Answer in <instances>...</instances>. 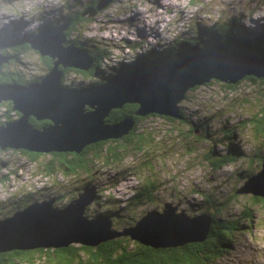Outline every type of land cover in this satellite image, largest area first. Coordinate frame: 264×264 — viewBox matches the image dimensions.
Returning a JSON list of instances; mask_svg holds the SVG:
<instances>
[{
	"label": "rangeland",
	"instance_id": "374dc122",
	"mask_svg": "<svg viewBox=\"0 0 264 264\" xmlns=\"http://www.w3.org/2000/svg\"><path fill=\"white\" fill-rule=\"evenodd\" d=\"M91 1L0 0V39L3 33L17 39L45 29L68 11H81ZM94 20L84 26L78 38L90 49L97 46L106 49L110 69L131 65L150 50L162 51L178 41L193 39L199 29L206 27L240 20L245 34L255 36L264 30V0H115ZM45 65L40 53L31 51L9 70L32 79L46 75ZM101 78L102 75L87 79L70 71L64 85L87 88L102 81ZM223 84L213 80L188 92L181 109L189 123L151 116L140 124L131 143L121 140L107 145L103 153L118 149L123 155L120 161H96L90 172L68 175L50 153L33 160L24 150H2L0 219L13 215L24 202L55 200L57 207H65L87 184L97 186L100 197L88 207L89 212L87 209L91 219L112 208L123 210L122 221L128 222L129 217L138 221L142 214L163 210L168 203L196 216L202 214L208 201H223L228 207L221 217L237 221L240 230L230 251L211 264H264V202L256 201L252 194L236 195L262 170L264 132L257 133L253 119L261 118L264 81L255 84L245 79L234 91ZM5 109L7 106L0 107V118L4 117ZM203 123L208 126L211 140L197 130ZM140 133L152 141L149 144L136 141ZM141 145H145L143 150ZM232 145L240 153L234 164L220 168L211 161L216 158H208L213 147L219 159H223ZM52 161L55 173L47 174V164ZM150 181L156 185L153 200L134 205L135 195ZM119 223L122 222L113 224L115 229L131 226Z\"/></svg>",
	"mask_w": 264,
	"mask_h": 264
},
{
	"label": "water",
	"instance_id": "95a60500",
	"mask_svg": "<svg viewBox=\"0 0 264 264\" xmlns=\"http://www.w3.org/2000/svg\"><path fill=\"white\" fill-rule=\"evenodd\" d=\"M113 2L100 0L83 16L94 18ZM71 25L73 21L53 26L27 39L34 51L54 61L44 77L28 85L0 84V104L12 102L13 109L21 113L16 120L0 123L2 150L80 154L90 145L123 139L131 133L136 125L134 118L107 122L114 110L128 104L139 105L140 117L155 114L183 119L181 103L198 86L213 80L234 86L245 79L255 84L264 81V58L260 54L227 55L216 50L197 53L155 71L109 78L96 86L65 87V69L90 71L94 67L88 49L67 45ZM10 46L9 40L0 39V73L11 60L6 54ZM32 118L51 123L39 128ZM237 193L264 198V162L262 170ZM99 198L98 187L87 184L65 207H57L55 200L34 201L0 219V253L59 249L73 244L97 247L120 237H130L154 249H167L204 243L211 232V214L189 215L179 205L170 203L163 210L148 211L135 226L118 230L109 217L91 219L87 215L88 207Z\"/></svg>",
	"mask_w": 264,
	"mask_h": 264
},
{
	"label": "trees",
	"instance_id": "16d2710c",
	"mask_svg": "<svg viewBox=\"0 0 264 264\" xmlns=\"http://www.w3.org/2000/svg\"><path fill=\"white\" fill-rule=\"evenodd\" d=\"M99 1L100 0H92L81 11H68L66 14L61 16L60 20L56 24L52 26L49 25L50 29L53 26H59L69 21H73V25H71L69 31H67V45L76 44L77 46L88 49L90 51L91 57L94 59V67L90 71L65 69L63 85L65 76L70 71L78 72L84 77H87V79H89L90 77L91 79H93L102 75V81L92 84L93 86H96L106 82L109 78L111 79L114 77L126 76L136 71H155L165 68L170 64H173L179 60L186 59L197 53L212 52L216 50L223 51L227 55H232L238 52L258 53L264 58V30L260 31L255 36H252V33L245 34L241 23L239 22L240 20H237L231 24L226 23L215 25L213 27H206L205 29H199L197 36L193 39L178 41L168 49H163L162 51L150 50L145 57H138L136 61H134L131 65L122 64L121 67L116 66L109 69L106 62L107 59H110L107 50H103L98 46L94 47V49H90L86 42L81 41L78 38L80 34H83L82 29L84 28V26L87 23L91 24L95 22L94 19L99 14L98 13L94 18H90L89 16H83L84 12L90 7L97 6ZM4 35H7V33H5ZM29 35L30 34H26L25 36L14 39L12 42L13 44L11 50H8V52L6 51L8 55H11V57L13 56V59L8 64L4 65L3 72L0 73V84L16 83L21 85H28L33 82H37L42 78L36 77L30 79L19 71L9 70L12 65L20 63L21 58L26 53L34 51L27 41ZM41 58L46 64L45 71L46 73H48L53 68L54 61L49 57ZM223 85L229 90H236V85ZM2 106L3 105L1 104L0 107ZM88 109L90 110V108ZM138 109L139 105L128 104L123 109L114 110L108 118L107 122L109 124L118 123L126 118H134L136 120L135 128L128 136L124 137L123 139L102 141L100 143L90 145L86 147V149L80 154L51 153L55 160L60 161L61 171L65 172L68 175H79L82 171L90 172L91 167L94 166V164L96 165V163H98L96 161L104 159L111 161L115 160L116 162L120 161L122 159V153L120 154V151L117 152L118 149H111V151H106L105 154L103 153L107 145L111 142L119 143L121 140L126 141L127 144L131 143L136 137V133L140 124L151 116L163 117L170 122H190L186 115V112L183 109L181 110L184 116L183 119H174L172 117H165L155 114L146 117H140L137 116ZM5 110L6 115L4 117L8 116L9 118H12L14 112L13 105L11 104L10 107H7V109ZM260 114L261 118L256 117L255 119H253L258 134L264 132V107ZM0 123L3 124L6 123V121L1 120ZM32 123L36 127L42 128L49 125L50 121L38 122L37 119L32 118ZM197 130L201 131L203 136L206 135V140H211V134L208 131V126H206L205 123L199 125V127L197 126ZM137 140L143 144H149L152 141L151 138L146 137L144 133H140L139 135H137L136 141ZM143 147H145V145H141L142 150ZM124 148L125 147L121 149L123 150ZM1 151L2 149L0 147V153H2ZM23 153L30 155L33 160L38 159V157L42 156L43 154L32 153L26 150H24ZM239 154V151L233 147L231 148V150H229L228 154L222 156L223 159H219V154L215 151V148L213 149L212 147L211 153L210 155H208V158H216V161H211H214L213 164L215 166H219L220 168H222L223 166L234 164L238 160ZM257 157L260 158V155H257ZM46 172L47 174L55 173V166L53 161L47 164ZM155 189V183L151 181L146 183V185L140 188L138 193L135 195L136 201L134 205L140 206L146 201L153 200L154 193L156 192ZM237 192L238 190L236 191V195H239ZM77 197L78 194L70 201L76 199ZM253 198L256 201L264 202V198L262 197H256L253 195ZM30 204L31 202H24L21 206L18 205L17 209H15V212L27 207ZM227 207V203L216 200H214L213 202L208 201L204 204V208L201 213H209L213 217V224L210 235L204 243H190L183 247L177 248L154 249L152 247L145 246L130 237H120L111 241L104 242L97 247L73 244L69 247L59 249L41 248L28 251L15 250L12 252L0 253V264H19L20 262H23L24 264H38L40 261H43V263L45 264H211L222 258L227 252L230 251L234 241L236 240L237 231L240 230L237 221H231L229 219H224L221 217L222 211ZM127 211H129V209ZM105 212L106 213H104L101 217H109L114 220V223L122 222L119 223V225L124 223L125 225H127L129 223V225L134 226L137 223L136 217H129L128 222L122 221L121 218L123 217L124 212L121 209L109 208ZM88 215L90 214L88 213ZM143 215L144 214H142V216ZM119 219L121 221H119Z\"/></svg>",
	"mask_w": 264,
	"mask_h": 264
},
{
	"label": "flooded vegetation",
	"instance_id": "af4514ba",
	"mask_svg": "<svg viewBox=\"0 0 264 264\" xmlns=\"http://www.w3.org/2000/svg\"><path fill=\"white\" fill-rule=\"evenodd\" d=\"M50 26L49 25H47V27H45V28H49ZM41 30H45V29H37L36 31H32L31 33H29L30 34V36H32L33 34H36V33H38L39 31H41ZM5 33H3L2 34V37L3 38H5V39H7V40H9L10 42H11V46L9 47V49H7V52H8V50H11V47H12V42H13V38L11 37L12 35L10 34V35H4ZM32 34V35H31ZM7 52H6V54H7ZM39 53V52H38ZM10 57H11V55H10ZM41 57H43V56H41ZM13 59V56L11 57V60ZM10 60V61H11ZM2 72H3V69H2ZM43 77V76H42ZM41 78V77H40ZM12 104L13 105V103L12 102H3L2 103V105L3 106H7V107H10V105ZM0 106H1V104H0ZM13 119L12 118H9L8 116H6V117H4L3 118V120L4 121H6V122H9V121H12V120H16V119H18V118H20L21 117V113L20 112H18V111H15L14 109H13ZM6 115V111H5V113L3 114V116H5ZM1 121V120H0ZM38 122H40V121H38ZM51 123V122H50ZM2 124V123H1ZM8 163L6 162V164L5 165H3L2 164V166H6Z\"/></svg>",
	"mask_w": 264,
	"mask_h": 264
},
{
	"label": "clouds",
	"instance_id": "9594fccd",
	"mask_svg": "<svg viewBox=\"0 0 264 264\" xmlns=\"http://www.w3.org/2000/svg\"><path fill=\"white\" fill-rule=\"evenodd\" d=\"M99 13H100V12H99ZM48 29H49V28H48ZM45 30H46V29H45ZM39 32H40V31H39ZM36 34H37V33H36ZM29 36H30V35H29ZM29 36H28V37H29ZM4 39H5V38H4ZM36 52H37V51H36ZM40 55H41V54H40ZM41 56H42V55H41ZM45 74H47V73H45ZM43 77H44V76H43ZM46 121H48V120H46ZM3 124H4V123H3ZM32 153H34V152H32ZM39 154H41V153H39ZM43 154H44V153H43ZM263 162H264V161H263ZM262 167H263V164H262ZM238 190H239V189H238ZM78 195H79V194H78ZM70 202H71V201H70ZM23 209H24V208H23ZM144 215H145V214H144ZM144 215H143V216H144ZM143 216H142V217H143ZM142 217H141V218H142ZM98 218H108V217H98ZM138 221H139V220H138ZM138 221H137V222H138ZM113 224H115V223H114V220H113ZM136 224H137V223H136ZM136 224H135V225H136ZM135 225H134V226H135ZM130 227H133V226H130ZM125 228H129V227H124V228H122V229H118V230H123V229H125Z\"/></svg>",
	"mask_w": 264,
	"mask_h": 264
}]
</instances>
